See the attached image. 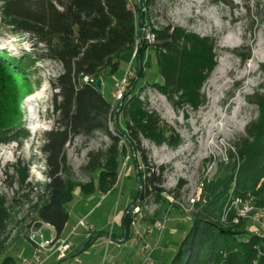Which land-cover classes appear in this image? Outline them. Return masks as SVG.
Returning a JSON list of instances; mask_svg holds the SVG:
<instances>
[{"label": "rangeland", "instance_id": "374dc122", "mask_svg": "<svg viewBox=\"0 0 264 264\" xmlns=\"http://www.w3.org/2000/svg\"><path fill=\"white\" fill-rule=\"evenodd\" d=\"M134 4L137 6L140 1L132 0V6ZM146 13L147 22L155 28L170 24L187 33L209 37L215 44L216 65L200 90L202 103L196 108L179 93L163 92L158 86L162 79L155 53L151 52L146 58L147 66L137 81L136 94L144 107L155 112L175 134L160 143L141 134L132 145L125 139L130 158L121 153L125 143L120 140L122 164L118 184L106 194L98 192L93 200L79 202L76 197L68 206L71 222L68 230L89 212L87 220L100 227L103 231L100 235L114 234L109 240L99 236L79 254L88 264H112L114 259L125 257L134 262L142 253L144 240L136 237L135 230L131 231L135 239L116 237L123 233L118 220L128 206L132 218H137L136 226L141 227L150 243L155 239L146 229L155 220H167L153 257L157 260L155 256L166 243L170 246L163 260L167 261L174 249L172 242L178 241L179 230L194 212V199L202 194L205 184L216 179L219 166L228 162L234 143L246 136V127L259 116V107L251 96L264 91V0H154ZM30 43L26 33L15 35L8 29H0V58L2 54L6 56L15 74L8 96L2 97L4 113H0V121L27 132L20 142L0 144V193L6 196L11 212L8 227L0 234V239L7 238L0 253V264L7 254H12L19 262L24 249L35 246L32 235L43 223L39 222L33 205L43 194L42 184L49 180L42 148L45 132L55 126L53 84L63 68L57 61L35 57ZM130 64L122 62L119 72L113 79L106 80L104 87L106 96L113 101L114 94L124 86L123 97L115 104L109 124L113 133L116 128L125 130L128 120L118 102L123 101L124 93L129 90L128 81L122 85L120 80L126 76ZM217 68H220L221 78L216 88H210V79ZM131 71L134 77L136 73ZM244 72L248 74L240 78ZM116 79L120 82L115 83ZM29 98L32 100L26 104ZM212 106L216 107L215 113L209 115ZM235 111L239 113L236 123H229ZM212 124L216 130L209 137L208 127ZM111 145L112 138L101 130L72 138L66 145L72 179L80 184L97 183L99 174L89 163L92 159L97 161L101 154H108ZM103 157L101 163L106 162L107 156ZM140 170L145 176L137 175ZM22 175H26L24 183L20 182ZM151 175L154 182L144 186L145 177ZM140 188V197L134 202ZM244 200L252 202L253 198ZM42 233L45 238L50 237L45 229ZM81 240L74 232L71 241L79 244Z\"/></svg>", "mask_w": 264, "mask_h": 264}, {"label": "trees", "instance_id": "16d2710c", "mask_svg": "<svg viewBox=\"0 0 264 264\" xmlns=\"http://www.w3.org/2000/svg\"><path fill=\"white\" fill-rule=\"evenodd\" d=\"M139 1L132 6V0H0V29L15 35L28 34L35 57L57 61L63 68L53 84L55 126L45 132L42 148L49 180L42 184L43 194L33 205L39 222L50 224L57 237L68 225V206L76 199L77 191L89 198L98 192L106 194L118 184L120 140L125 143L121 149L125 156L130 151L126 140L132 145L141 134L160 143L175 134L155 112L144 107L136 94L137 81L151 52L157 57L162 79L159 88L169 95L181 94L196 108L202 103L200 90L216 65L215 44L209 37L187 33L170 24L155 28L147 22L146 13L154 0ZM142 12L145 29L140 25ZM147 29L155 35L154 43L146 39ZM5 57L2 54L0 58V113H4L2 97L8 96L10 82L15 80ZM122 62H130L128 70L136 74L127 78L129 90L118 102L119 108L125 109L126 128H116L113 133L109 124L117 101L106 96L104 87L106 80L119 72ZM99 78L103 79V89L96 87ZM120 81L116 79L115 83ZM251 98L259 107L258 118L246 127V136L234 143L216 179L204 185L193 214L179 230L181 235L172 242L173 252L163 264H264V240L247 230L246 220L235 224L234 211L224 219L232 197L253 198V205L264 206V91ZM98 130L112 138L108 154L89 163L98 172L99 181L77 183L72 179L66 145L77 135H91ZM26 136L24 129L0 121V144L20 142ZM103 156H107L105 163H101ZM137 175L145 176L142 170ZM25 180L26 175H22L20 182ZM144 182V186L152 185L154 177L146 176ZM129 208L123 216L126 237L133 229ZM10 219V205L0 193V234ZM6 241L7 238L0 239V253ZM19 262L7 254L3 264Z\"/></svg>", "mask_w": 264, "mask_h": 264}, {"label": "built area", "instance_id": "2783aa9c", "mask_svg": "<svg viewBox=\"0 0 264 264\" xmlns=\"http://www.w3.org/2000/svg\"><path fill=\"white\" fill-rule=\"evenodd\" d=\"M146 39L149 43L155 42V35L150 31V29L146 30ZM135 53L136 51H134V54ZM131 77H133V71L128 70L126 76L121 80V84H126L127 78ZM123 87L124 86H120L119 90L114 94L115 101L122 99ZM200 197L201 194L198 195L197 199H194L193 204L200 200ZM137 209L139 212L140 208L138 207ZM232 211H234L233 222L235 224L239 223L240 220H247V230L251 234H254L264 240V206L257 207L253 205L251 201H246L240 197H232L231 203L226 209L224 219H226L228 214ZM136 219V217L132 218L133 230H135L136 237L144 240L142 241L144 242V250L142 251V260L140 264H155L153 256L166 229L167 220L163 218L158 219L152 226L146 229V232L154 236L155 239L153 243H150L146 239L144 231H141V227L136 226ZM77 226L83 228L88 235H91L96 231V226L93 223H90L87 220V217L80 219ZM32 239L35 243L34 254L31 258H23L22 264H45L51 257L52 253L55 254L58 264H85L79 256L71 257L73 243L69 238H61L57 236L45 238L43 233L38 231L32 235Z\"/></svg>", "mask_w": 264, "mask_h": 264}, {"label": "crops", "instance_id": "0c3cea01", "mask_svg": "<svg viewBox=\"0 0 264 264\" xmlns=\"http://www.w3.org/2000/svg\"><path fill=\"white\" fill-rule=\"evenodd\" d=\"M77 197L79 198V202H83V201L86 202V201H88V199H90V200L91 199L92 200L95 199V198H92L93 196L89 197V198H84L79 193H77ZM88 215H89V212L84 217H80L79 220L82 219V218H86ZM87 219H88V217H87ZM89 222L93 223L96 226V231L93 234H91V235H88L87 232L84 229H82V232L78 233L77 232L78 229L81 228V227L77 226L78 222H76L75 224L72 225V229L71 230H68L69 227L71 226V222H70V219H69L68 225L66 226V229L64 230L63 234L61 235V238H69L71 240V237H72L74 232H75V235H77L80 238H82L81 243H79V244H74L71 241L73 243V249H72V252H71V257H73V256H79L80 257L79 254L82 251H84L88 247V245L92 244L93 242H96L98 240L97 238L99 236H102L100 234L103 231L100 229V227H98L96 225V223H94L93 221H89ZM118 222H119L118 223L119 227L122 228V230H123V217H122L121 220H118ZM42 229H45L50 234L49 238H51L53 236H57L55 229L50 224L43 223L41 225L39 231L42 232ZM130 235L128 237H126V233H124V230H123V233L118 234V236H116V237L118 239H124V240H129L130 237H131V239H135V238H133L132 233H130ZM110 236H112L114 238V234H112ZM109 237H108V235H104V236L101 237V239L104 240V239L108 238V240H109ZM163 241H164V239H163ZM163 247H164V245H163ZM34 251H35V246H33L32 248L26 247L24 249V251H23L24 255H23V257L21 258V260H20V262L18 264H22L23 258H31L33 256V254H34ZM166 251H167V247H164L163 250H161V251H159L157 253L158 255L155 256V257H157V260L156 259L154 260L155 264H163L164 262H166V261L163 260V258H164L163 254L165 255V253H167ZM55 257H56L55 254L52 253L51 257L46 261L45 264H53L56 261ZM114 260L115 261H113L112 264H140L141 260H142V253H140V255L138 254V257L135 258L134 262L129 257H125L122 260L121 259L120 260L114 259ZM84 263L88 264L85 261H84Z\"/></svg>", "mask_w": 264, "mask_h": 264}, {"label": "bare ground", "instance_id": "6f19581e", "mask_svg": "<svg viewBox=\"0 0 264 264\" xmlns=\"http://www.w3.org/2000/svg\"><path fill=\"white\" fill-rule=\"evenodd\" d=\"M259 55V52H256V54H255V56H258ZM219 74H220V68L218 69H216L215 70V72H214V74H213V76H212V78L210 79V81H211V84H210V88H212V87H215L216 88V83L220 80V78H221V76H219ZM248 74V72H244L241 76H240V78H243V77H245L246 75ZM228 82H226V84H227ZM31 98H29V99H27V100H25V103L26 104H29L30 102H31ZM215 106H212V108H211V110H210V112H209V115L211 114H214L215 113ZM238 115H239V113H238V111H235L234 112V114H233V116H232V118L229 120V123H236V119L238 118ZM216 130V126L214 125V124H212L211 126H209L208 127V136L209 137H212L213 136V132Z\"/></svg>", "mask_w": 264, "mask_h": 264}, {"label": "water", "instance_id": "95a60500", "mask_svg": "<svg viewBox=\"0 0 264 264\" xmlns=\"http://www.w3.org/2000/svg\"><path fill=\"white\" fill-rule=\"evenodd\" d=\"M140 25L142 28H144V14H142L141 18H140ZM96 87L98 89H103V79L102 78H99L97 81H96Z\"/></svg>", "mask_w": 264, "mask_h": 264}]
</instances>
